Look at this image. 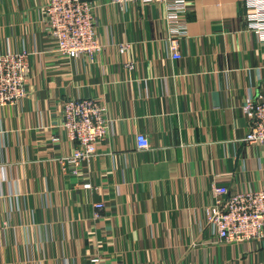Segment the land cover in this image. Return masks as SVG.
<instances>
[{
    "label": "crops",
    "instance_id": "0c3cea01",
    "mask_svg": "<svg viewBox=\"0 0 264 264\" xmlns=\"http://www.w3.org/2000/svg\"><path fill=\"white\" fill-rule=\"evenodd\" d=\"M47 2L0 0V51L26 48L32 67L28 95L0 108V264H264V237L216 241L204 212L214 183L264 189V146L244 139L243 105L264 88L246 0H189L180 59L165 49L164 7L140 1L100 3L104 49L59 57ZM78 96L108 106L110 129L77 176L58 163L74 144L54 123Z\"/></svg>",
    "mask_w": 264,
    "mask_h": 264
},
{
    "label": "built area",
    "instance_id": "2783aa9c",
    "mask_svg": "<svg viewBox=\"0 0 264 264\" xmlns=\"http://www.w3.org/2000/svg\"><path fill=\"white\" fill-rule=\"evenodd\" d=\"M140 1L143 4L161 3L165 9L166 36L163 39L167 54L180 59L182 42L188 36L187 21L189 0H48L44 7L43 23L53 40L54 52L59 57L93 59L104 49L97 29V10L100 3L123 10ZM250 11L246 15L247 27L264 44V0H246ZM130 44L120 45L125 54ZM31 51H0V108L15 106L28 95L32 67ZM133 68L132 63H127ZM244 113L249 121L245 141L264 146V88L248 96ZM58 116L54 126L61 129L74 147L68 155L58 160L62 170L80 175L82 164L98 155L99 145L110 129L108 106L91 96L68 97L58 103ZM139 150L148 149L150 141L145 133L136 134ZM84 188L91 189L87 181ZM213 202L205 204L206 227L216 241L240 243L264 237V189L244 188L234 193L224 183L211 187ZM95 217L105 209L103 201H97ZM92 262H99L93 257Z\"/></svg>",
    "mask_w": 264,
    "mask_h": 264
}]
</instances>
